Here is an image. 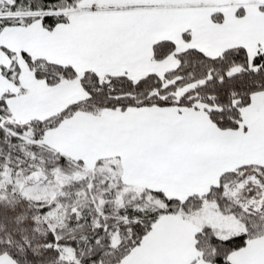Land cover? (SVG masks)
<instances>
[{
  "label": "snow or ice",
  "instance_id": "6c2138e0",
  "mask_svg": "<svg viewBox=\"0 0 264 264\" xmlns=\"http://www.w3.org/2000/svg\"><path fill=\"white\" fill-rule=\"evenodd\" d=\"M0 264H264V0H0Z\"/></svg>",
  "mask_w": 264,
  "mask_h": 264
}]
</instances>
